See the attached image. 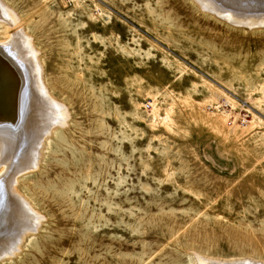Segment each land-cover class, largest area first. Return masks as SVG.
Segmentation results:
<instances>
[{"label":"rangeland","instance_id":"obj_1","mask_svg":"<svg viewBox=\"0 0 264 264\" xmlns=\"http://www.w3.org/2000/svg\"><path fill=\"white\" fill-rule=\"evenodd\" d=\"M0 4L64 116L17 185L40 226L0 264H264V26L197 0Z\"/></svg>","mask_w":264,"mask_h":264},{"label":"bare ground","instance_id":"obj_2","mask_svg":"<svg viewBox=\"0 0 264 264\" xmlns=\"http://www.w3.org/2000/svg\"><path fill=\"white\" fill-rule=\"evenodd\" d=\"M197 1L202 8L235 25L264 26V18L243 23L235 17L234 11L226 8V5L234 8L238 2L242 7L250 5L252 1L257 2L255 5H261L264 0ZM219 6L225 8L224 12ZM1 10L0 18L4 20L14 16L3 6ZM15 22H19L17 18ZM22 31H16L12 39L0 42V260L14 256L21 249L27 234L36 232L40 226L41 218L31 211L17 191L19 176L39 167L45 139L64 119L62 108L51 98L43 84V71L37 56L26 51L27 46L30 49L32 45ZM1 167H4L3 171ZM233 264L256 263L244 261Z\"/></svg>","mask_w":264,"mask_h":264},{"label":"water","instance_id":"obj_3","mask_svg":"<svg viewBox=\"0 0 264 264\" xmlns=\"http://www.w3.org/2000/svg\"><path fill=\"white\" fill-rule=\"evenodd\" d=\"M236 14H238V12H236ZM240 14H242V13H240ZM244 14V13H243ZM245 15H248V14H245Z\"/></svg>","mask_w":264,"mask_h":264}]
</instances>
